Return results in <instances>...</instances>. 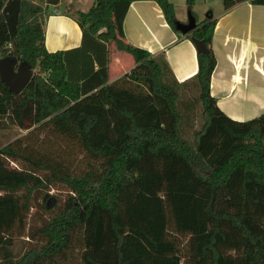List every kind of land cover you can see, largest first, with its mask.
<instances>
[{"label": "trees", "instance_id": "1", "mask_svg": "<svg viewBox=\"0 0 264 264\" xmlns=\"http://www.w3.org/2000/svg\"><path fill=\"white\" fill-rule=\"evenodd\" d=\"M133 1L96 0L77 14L84 38L114 44L136 63L112 84L102 67L100 83L88 90L69 78L65 51L47 50L42 7L0 0V57L38 68L20 94L0 77V128L52 129L86 164L79 172L53 166L23 141L0 149V193L7 195L0 198V264H264V114L238 122L218 107L211 95L217 21L206 18L187 36L208 47L190 84L204 124L187 139L180 85L167 61L125 41ZM246 1L264 6L224 0V8ZM157 3L184 37L174 5ZM194 4L187 0L197 19ZM34 207L39 223L28 227ZM27 227L29 245L15 257L7 246Z\"/></svg>", "mask_w": 264, "mask_h": 264}, {"label": "crops", "instance_id": "2", "mask_svg": "<svg viewBox=\"0 0 264 264\" xmlns=\"http://www.w3.org/2000/svg\"><path fill=\"white\" fill-rule=\"evenodd\" d=\"M30 1L43 9L47 50L66 52L72 81L89 90L100 83L96 73L102 67L108 71L107 84L118 81L136 67L134 58L114 44L92 35L84 38L76 12H88L96 0ZM263 7L246 1L229 10L224 8L212 18L217 21L212 42L217 66L211 95L225 115L238 122L264 114V44L260 43L261 38L264 42V26L254 13L264 14ZM254 31L256 41L251 39ZM124 34L127 43L146 49L155 57L163 56L180 89L190 86L199 70L197 49L187 36H180L168 25L157 0L131 3L124 20Z\"/></svg>", "mask_w": 264, "mask_h": 264}, {"label": "rangeland", "instance_id": "3", "mask_svg": "<svg viewBox=\"0 0 264 264\" xmlns=\"http://www.w3.org/2000/svg\"><path fill=\"white\" fill-rule=\"evenodd\" d=\"M175 8L177 18L183 20L184 23L188 21V5L187 0H169ZM224 0H195L193 11L195 12L199 23L206 19L209 13L217 15L224 10ZM264 8V7H263ZM256 13L255 18H260L264 26V14L260 12ZM248 14V13H247ZM77 15V12H76ZM251 39L257 40L256 32L254 31ZM262 38H261V42ZM264 52V48H262ZM2 58V57H0ZM38 72V68L34 70L33 74ZM169 77V76H168ZM171 78V77H169ZM180 102L178 103L179 111L184 116V131L185 136L190 141H194L195 134L199 131L204 124L202 103L199 100V94H197L193 86H187L184 90L179 89ZM4 124V123H3ZM33 127L30 130H23L16 125L9 122L4 128H0V149L4 146L14 142H26L30 144V148L27 150L29 154H32L34 158L45 157L46 161L57 166V162L61 163L65 168H70V171L79 172L86 167V164L82 163L83 155L78 154L77 146L69 141L64 136L58 135L52 132V129H37ZM16 168L15 164H11ZM7 196L5 193H0V198ZM36 207L31 209L28 216L27 226L39 223L38 217L35 216ZM24 236H19L17 233L11 238V243L7 248L11 250L15 257H21L24 251L29 245L27 230ZM0 255V260H1Z\"/></svg>", "mask_w": 264, "mask_h": 264}, {"label": "water", "instance_id": "4", "mask_svg": "<svg viewBox=\"0 0 264 264\" xmlns=\"http://www.w3.org/2000/svg\"><path fill=\"white\" fill-rule=\"evenodd\" d=\"M208 19L213 18L209 13ZM197 19L191 11L188 13V22L184 23L179 20L175 22V29L184 36H191L197 29ZM198 53H207L208 47L204 40L191 37ZM0 77L6 83L10 90L16 94L22 93L33 77V70L26 61H19L17 58H0Z\"/></svg>", "mask_w": 264, "mask_h": 264}, {"label": "flooded vegetation", "instance_id": "5", "mask_svg": "<svg viewBox=\"0 0 264 264\" xmlns=\"http://www.w3.org/2000/svg\"><path fill=\"white\" fill-rule=\"evenodd\" d=\"M187 22H188V21H187ZM187 22H186V23H187ZM197 23H198V25H199L198 18H197ZM198 25H197V27H198Z\"/></svg>", "mask_w": 264, "mask_h": 264}, {"label": "built area", "instance_id": "6", "mask_svg": "<svg viewBox=\"0 0 264 264\" xmlns=\"http://www.w3.org/2000/svg\"><path fill=\"white\" fill-rule=\"evenodd\" d=\"M0 55H1V53H0Z\"/></svg>", "mask_w": 264, "mask_h": 264}]
</instances>
